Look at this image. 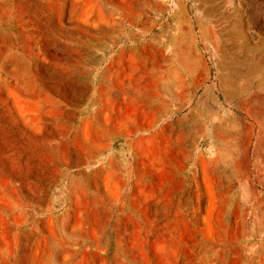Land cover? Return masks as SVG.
I'll return each mask as SVG.
<instances>
[{
	"label": "rangeland",
	"instance_id": "obj_1",
	"mask_svg": "<svg viewBox=\"0 0 264 264\" xmlns=\"http://www.w3.org/2000/svg\"><path fill=\"white\" fill-rule=\"evenodd\" d=\"M56 263L264 264V0H0V264Z\"/></svg>",
	"mask_w": 264,
	"mask_h": 264
},
{
	"label": "bare ground",
	"instance_id": "obj_2",
	"mask_svg": "<svg viewBox=\"0 0 264 264\" xmlns=\"http://www.w3.org/2000/svg\"><path fill=\"white\" fill-rule=\"evenodd\" d=\"M30 68H35L36 71H37V79H38V82H39V85L44 89V90H48V91H52L51 87H52V79L53 80H57V81H61L62 79L60 78V75L57 73V72H54V71H45V73H41V69L38 68V66L36 65H32V64H29ZM43 67V66H42ZM29 68V69H30ZM180 73V71H179ZM17 74V73H15ZM15 76V75H14ZM18 77V76H17ZM69 86V85H68ZM67 86V87H68ZM38 88V86H37ZM163 90V88H162ZM41 91V90H40ZM54 92V91H53ZM59 90H57L56 93H58ZM59 95V93L57 94ZM62 97V99L65 100V98L63 97V95H59ZM77 102V101H76ZM169 112V108L164 106L162 107L160 110H158V114H166ZM91 118L94 119V114L91 113ZM53 134V133H52ZM53 137V136H52ZM65 148V151L67 153L68 156H70V162L69 164H72V165H75L79 159L84 155L83 154V150L82 149H79L77 146L75 147H71L68 143L65 144L64 146ZM118 160H117V157L116 156H113L111 157L109 160H108V164H109V167H112L113 169L116 168V166H118ZM112 169V170H113ZM54 177V176H53ZM52 180V179H51ZM51 182V181H50ZM56 183V182H55ZM46 183H44L45 185ZM52 184V183H51ZM51 188L50 186L45 185L43 188H41V190L38 192V195L37 197L34 199L35 202L37 203V206H40L42 207L44 202L48 200V197L51 195ZM182 197V196H181ZM187 201V200H186ZM158 210V209H157ZM103 211V210H102ZM95 218V217H94ZM88 220V219H86ZM79 222V221H78ZM94 224V223H93ZM89 226V225H88ZM73 229V228H72ZM92 230V229H91ZM86 231V230H85ZM84 232V231H83ZM95 232V231H94ZM77 233V232H76ZM75 233V234H76ZM78 235V234H77ZM82 242V241H80ZM59 254V253H58ZM57 254V255H58ZM59 256V255H58ZM58 258V257H57ZM58 261V260H57ZM57 264V263H56Z\"/></svg>",
	"mask_w": 264,
	"mask_h": 264
}]
</instances>
